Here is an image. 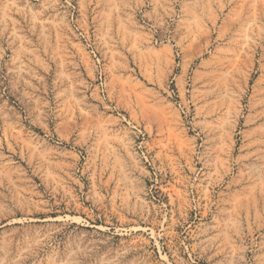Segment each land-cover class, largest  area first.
Instances as JSON below:
<instances>
[{"label": "rangeland", "instance_id": "obj_1", "mask_svg": "<svg viewBox=\"0 0 264 264\" xmlns=\"http://www.w3.org/2000/svg\"><path fill=\"white\" fill-rule=\"evenodd\" d=\"M0 264H264V0H0Z\"/></svg>", "mask_w": 264, "mask_h": 264}]
</instances>
